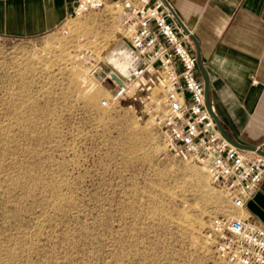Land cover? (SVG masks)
<instances>
[{"label":"rangeland","instance_id":"rangeland-1","mask_svg":"<svg viewBox=\"0 0 264 264\" xmlns=\"http://www.w3.org/2000/svg\"><path fill=\"white\" fill-rule=\"evenodd\" d=\"M121 18L0 35V264H227L209 230L236 209L225 189L139 98L99 103Z\"/></svg>","mask_w":264,"mask_h":264},{"label":"built area","instance_id":"built-area-1","mask_svg":"<svg viewBox=\"0 0 264 264\" xmlns=\"http://www.w3.org/2000/svg\"><path fill=\"white\" fill-rule=\"evenodd\" d=\"M71 1L73 17L107 3L122 14L127 63L122 70L106 74L112 89L99 100L101 106L139 98L148 105L147 112L158 117L167 148L204 167L210 182L225 189L235 210H242L264 179V155L238 148L221 135L205 106L194 44L167 4L163 0ZM209 230L227 264H264V229L242 214L212 217Z\"/></svg>","mask_w":264,"mask_h":264},{"label":"crops","instance_id":"crops-1","mask_svg":"<svg viewBox=\"0 0 264 264\" xmlns=\"http://www.w3.org/2000/svg\"><path fill=\"white\" fill-rule=\"evenodd\" d=\"M165 1L198 42L209 101L224 131L264 152V0ZM71 6V0H0V35L54 31L73 17ZM233 213L264 229V179Z\"/></svg>","mask_w":264,"mask_h":264},{"label":"water","instance_id":"water-1","mask_svg":"<svg viewBox=\"0 0 264 264\" xmlns=\"http://www.w3.org/2000/svg\"><path fill=\"white\" fill-rule=\"evenodd\" d=\"M165 3H167L165 0H163ZM176 21L179 24V26L182 28L183 32L188 34V36L190 37V39L192 40L194 47H195V53H196V60H197V66L200 70L202 79H203V87H204V95H205V106L207 108V110L209 111V113L211 114V116L214 118V121L216 123L217 128L219 129L221 135L231 144H233L234 146L241 148V149H250V150H256L258 153H260L261 155H264V152L258 148H254L253 146H247L244 144H240L239 142H237L235 139H233L231 136H229L223 129L217 115L215 114V112L213 111L210 101H209V88H208V75L206 72L205 67L203 66V64L200 61V57H199V45L198 42L196 40V38L194 37V35L188 30V28L179 20L178 17H176ZM112 77L120 84L122 85V82L117 78L116 75H112Z\"/></svg>","mask_w":264,"mask_h":264},{"label":"bare ground","instance_id":"bare-ground-1","mask_svg":"<svg viewBox=\"0 0 264 264\" xmlns=\"http://www.w3.org/2000/svg\"><path fill=\"white\" fill-rule=\"evenodd\" d=\"M105 59L108 63L112 64L113 66L115 65L116 67L115 66L114 67L116 69L122 70L127 63V56H126V50H125L124 42L123 41L119 42L111 51H109V53L105 56ZM82 79H84V78H82ZM86 95H87V93H86Z\"/></svg>","mask_w":264,"mask_h":264}]
</instances>
